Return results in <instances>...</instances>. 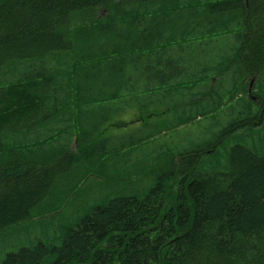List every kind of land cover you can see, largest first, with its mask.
<instances>
[{
	"label": "trees",
	"instance_id": "1",
	"mask_svg": "<svg viewBox=\"0 0 264 264\" xmlns=\"http://www.w3.org/2000/svg\"><path fill=\"white\" fill-rule=\"evenodd\" d=\"M136 113L167 147L209 122L151 184L100 189L60 243L0 264H264V0H0V233L80 187Z\"/></svg>",
	"mask_w": 264,
	"mask_h": 264
},
{
	"label": "rangeland",
	"instance_id": "2",
	"mask_svg": "<svg viewBox=\"0 0 264 264\" xmlns=\"http://www.w3.org/2000/svg\"><path fill=\"white\" fill-rule=\"evenodd\" d=\"M98 14L100 16L107 14V10L100 8ZM139 114L136 113L131 118L129 114H125L115 120L119 122L132 119L134 123L109 129L110 134L115 137V144L122 145L115 148L106 163L102 162L96 165L92 173L83 180L80 187L76 189L75 184L55 206H46L35 213L36 217L11 226L0 233V260L4 259L6 253L16 251L20 246L29 244L30 241H44L48 244L60 243L64 230L75 225L86 213V209L97 198L100 189L108 188V185H114L128 179L134 181L136 188L151 184L146 179L151 175L153 167L158 166L161 158H164L166 154H168L166 156H171L177 147H183L185 141H191V135L194 136L192 142L196 144L201 142L205 134L198 136L197 134L209 122L208 117H198L190 123L192 127L189 130H171L169 137L171 147H167L163 144L166 137L163 134L156 135L154 140L147 137L150 135L149 132L144 131L141 129L142 126L137 124L146 120V117ZM147 117L150 118L151 116L147 115ZM156 117L159 118L158 115ZM138 129L140 130L138 131ZM132 132L136 139L131 137L130 133ZM183 137L185 140L182 139ZM73 145L75 146L74 142ZM74 146L71 148L75 149ZM107 171L112 174L110 176L105 175ZM72 191L74 193L70 196ZM56 239H60L59 242Z\"/></svg>",
	"mask_w": 264,
	"mask_h": 264
},
{
	"label": "water",
	"instance_id": "3",
	"mask_svg": "<svg viewBox=\"0 0 264 264\" xmlns=\"http://www.w3.org/2000/svg\"><path fill=\"white\" fill-rule=\"evenodd\" d=\"M252 86H253V85H252V83H251V85H250V91L252 90Z\"/></svg>",
	"mask_w": 264,
	"mask_h": 264
}]
</instances>
